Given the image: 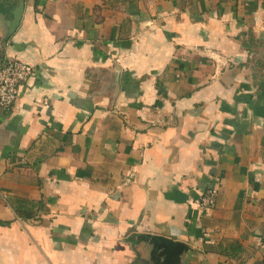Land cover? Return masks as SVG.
Masks as SVG:
<instances>
[{
    "label": "crops",
    "instance_id": "obj_1",
    "mask_svg": "<svg viewBox=\"0 0 264 264\" xmlns=\"http://www.w3.org/2000/svg\"><path fill=\"white\" fill-rule=\"evenodd\" d=\"M18 1L0 264H264V0Z\"/></svg>",
    "mask_w": 264,
    "mask_h": 264
},
{
    "label": "built area",
    "instance_id": "obj_2",
    "mask_svg": "<svg viewBox=\"0 0 264 264\" xmlns=\"http://www.w3.org/2000/svg\"><path fill=\"white\" fill-rule=\"evenodd\" d=\"M34 71L33 65L15 57L3 56L0 59V110L10 108L18 98L19 88L24 84ZM217 188L207 187L200 197L199 203L202 208H213L216 204ZM0 200L4 202V209L11 208L6 200V194L0 187Z\"/></svg>",
    "mask_w": 264,
    "mask_h": 264
},
{
    "label": "water",
    "instance_id": "obj_3",
    "mask_svg": "<svg viewBox=\"0 0 264 264\" xmlns=\"http://www.w3.org/2000/svg\"><path fill=\"white\" fill-rule=\"evenodd\" d=\"M22 7H23V0H19L14 7L10 8L8 10L9 15H10V20H9L8 26L6 27V30L4 32L3 41L5 40L6 37H8L12 33V31L18 25L19 19L21 16V12H22ZM158 237H160L159 240L166 243V245H165L166 251L169 252L170 250L174 249L175 246L171 240H169L165 236H158Z\"/></svg>",
    "mask_w": 264,
    "mask_h": 264
}]
</instances>
